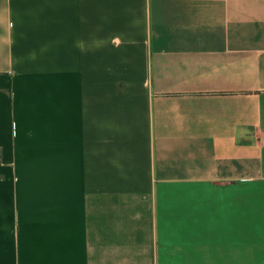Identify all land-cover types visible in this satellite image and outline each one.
Here are the masks:
<instances>
[{"label":"crops","instance_id":"0c3cea01","mask_svg":"<svg viewBox=\"0 0 264 264\" xmlns=\"http://www.w3.org/2000/svg\"><path fill=\"white\" fill-rule=\"evenodd\" d=\"M0 264H264V0H0Z\"/></svg>","mask_w":264,"mask_h":264}]
</instances>
